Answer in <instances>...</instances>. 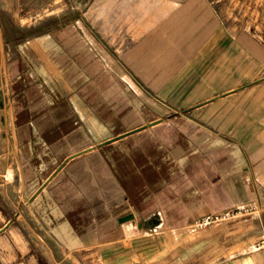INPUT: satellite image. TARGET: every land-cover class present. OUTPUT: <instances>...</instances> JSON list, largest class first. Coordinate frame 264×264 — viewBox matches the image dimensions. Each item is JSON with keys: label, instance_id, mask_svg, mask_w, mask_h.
I'll use <instances>...</instances> for the list:
<instances>
[{"label": "crops", "instance_id": "0c3cea01", "mask_svg": "<svg viewBox=\"0 0 264 264\" xmlns=\"http://www.w3.org/2000/svg\"><path fill=\"white\" fill-rule=\"evenodd\" d=\"M1 10L0 264H90L99 252L107 262L138 250L113 237L130 214L150 230L151 264H264V246L240 244L239 228H193L252 201L239 146L160 118L143 98L127 121V88L119 100L98 94L74 37L19 26L15 3Z\"/></svg>", "mask_w": 264, "mask_h": 264}, {"label": "rangeland", "instance_id": "374dc122", "mask_svg": "<svg viewBox=\"0 0 264 264\" xmlns=\"http://www.w3.org/2000/svg\"><path fill=\"white\" fill-rule=\"evenodd\" d=\"M14 3L23 8L10 12L19 26H31L39 33L54 29L59 37H74L81 44L79 52L85 57L80 67H95L93 80L106 89L98 92L102 97L119 100L115 90L121 91L120 83L124 84L127 121L140 114L135 99L143 98L148 108L150 101L158 103L160 118L183 126L184 119L239 146L254 175L252 201L206 214L193 228L230 224L243 233L240 244L260 247L264 239V0H0L5 23L8 15L1 8ZM208 215L227 218L200 226L198 221ZM132 220H128L130 229ZM134 221L132 233L126 221L115 227L113 237L124 238L125 244L138 250L115 249L107 262L99 252L90 264H151L150 230L139 227L143 220Z\"/></svg>", "mask_w": 264, "mask_h": 264}, {"label": "built area", "instance_id": "2783aa9c", "mask_svg": "<svg viewBox=\"0 0 264 264\" xmlns=\"http://www.w3.org/2000/svg\"><path fill=\"white\" fill-rule=\"evenodd\" d=\"M226 218H227L226 215H224V216L208 215V216L202 218L201 220H199L198 224L200 226H207L209 224H212V223L217 222V221H221V220L226 219ZM259 246L260 247L264 246V239L259 243Z\"/></svg>", "mask_w": 264, "mask_h": 264}, {"label": "water", "instance_id": "95a60500", "mask_svg": "<svg viewBox=\"0 0 264 264\" xmlns=\"http://www.w3.org/2000/svg\"><path fill=\"white\" fill-rule=\"evenodd\" d=\"M131 219H134V215L133 214L125 216L124 218L121 219V222H125V221L131 220ZM139 226H141V224Z\"/></svg>", "mask_w": 264, "mask_h": 264}, {"label": "bare ground", "instance_id": "6f19581e", "mask_svg": "<svg viewBox=\"0 0 264 264\" xmlns=\"http://www.w3.org/2000/svg\"><path fill=\"white\" fill-rule=\"evenodd\" d=\"M132 224V223H131ZM136 228V224L133 222V228L132 229H130V228H128L130 231H132V230H134Z\"/></svg>", "mask_w": 264, "mask_h": 264}]
</instances>
